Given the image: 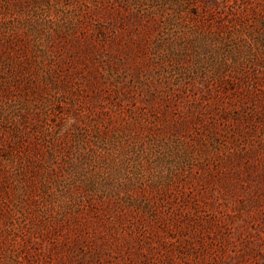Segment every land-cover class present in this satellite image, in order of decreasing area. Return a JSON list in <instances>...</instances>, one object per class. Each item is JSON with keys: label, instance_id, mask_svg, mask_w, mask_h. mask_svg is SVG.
<instances>
[{"label": "rangeland", "instance_id": "374dc122", "mask_svg": "<svg viewBox=\"0 0 264 264\" xmlns=\"http://www.w3.org/2000/svg\"><path fill=\"white\" fill-rule=\"evenodd\" d=\"M0 264H264V0H0Z\"/></svg>", "mask_w": 264, "mask_h": 264}]
</instances>
